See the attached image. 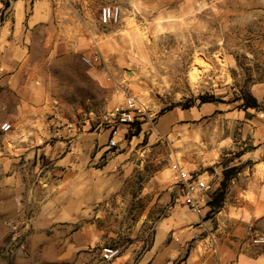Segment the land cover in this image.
<instances>
[{"label": "rangeland", "instance_id": "374dc122", "mask_svg": "<svg viewBox=\"0 0 264 264\" xmlns=\"http://www.w3.org/2000/svg\"><path fill=\"white\" fill-rule=\"evenodd\" d=\"M13 1L0 15L1 49L22 60L0 87V264H152L161 256L179 264L205 255L225 227L230 187L264 184L263 136L229 116L264 92V0H33L44 20L33 25L28 7L14 32ZM108 5L121 8L116 24L100 21ZM96 52L101 62L90 69L82 56ZM117 84L142 99L149 118L111 149L100 125L121 100ZM206 103L221 110L158 133L159 116ZM258 105L249 109L264 112V98ZM58 121L73 125L71 139ZM177 167L211 185L194 241L185 235L196 215ZM174 214L188 222L174 223ZM105 247L118 255L104 260Z\"/></svg>", "mask_w": 264, "mask_h": 264}, {"label": "crops", "instance_id": "0c3cea01", "mask_svg": "<svg viewBox=\"0 0 264 264\" xmlns=\"http://www.w3.org/2000/svg\"><path fill=\"white\" fill-rule=\"evenodd\" d=\"M5 1L6 0H0V15L3 12H7L5 10ZM32 1L33 0H14L12 2L15 6V12L13 11L11 15L12 18L15 15V22L12 20L11 27L13 32L17 29V24L21 21L20 19L22 16L26 14V9L28 7H33L30 16V21H33V25L44 20L40 19L41 13H36V3L32 5ZM6 28L7 20L4 24H0V39L4 37ZM1 46L4 45L0 41V87L12 81V71H16L19 63L22 61L21 58L17 60L12 59V57L6 58L7 52L3 51ZM259 90L260 94L255 95L258 102L264 98L263 89L259 88ZM214 109L216 110L218 108L207 103L203 104L201 108L196 111L192 110L186 112L173 109L159 116L157 123L158 133L164 136L169 135L174 128L181 130V126L179 125L181 121H195L203 117H208L212 114ZM229 116L232 117V119L240 120L243 125L253 128V131H258L264 138V112H255L246 108L245 110L232 111L229 113ZM251 179L252 180H247L244 185L236 184L230 187V192L226 194L220 210V213L223 215L222 221H224L225 227H220L222 233L216 237V241L212 239V245L207 248L206 254L198 255V260L194 258L193 254H190L185 261L179 264H264V244L251 243L248 233L249 228H251L250 226H254V230L258 234L264 235V184L255 182L253 178ZM241 191L250 193V197H244ZM191 213L196 215V219L190 220V222L196 223V228L193 231H189L185 236H187L189 241H194L202 232L203 229L201 228L206 227V225L204 222H200L199 225L197 222L201 220L200 215L193 212ZM187 222L186 219L180 218L178 214H174V223L182 225ZM163 230L164 228H161L159 231L157 242L159 240L161 241ZM210 235L213 236L215 233H211ZM176 246L177 244H173L171 250L176 249ZM163 261L164 257L161 256L152 264H162ZM168 261L169 260H166V264L177 263L176 260H171V262Z\"/></svg>", "mask_w": 264, "mask_h": 264}, {"label": "built area", "instance_id": "2783aa9c", "mask_svg": "<svg viewBox=\"0 0 264 264\" xmlns=\"http://www.w3.org/2000/svg\"><path fill=\"white\" fill-rule=\"evenodd\" d=\"M121 8L116 5L104 6L101 9L100 21L104 25L116 24L121 17ZM100 53H94L92 56H82L85 66L94 69L101 62ZM116 93L120 97V101L103 116L101 127L107 133V148L117 149L121 146L125 135L131 127L138 122L148 119V108L142 99L133 94L127 87L117 84ZM55 117H58L56 115ZM59 132L61 127L65 134V138L71 139V131L74 130L73 125L61 123L58 121ZM12 125L5 123L2 125L3 132L11 131ZM60 136V133L57 134ZM177 185L180 188L184 198L185 206L193 213H202L203 207L209 200L211 185L208 181H201V175L196 171H183L181 167L176 168ZM249 240L253 244H264V235L258 234L252 227L248 230ZM118 250L113 248L103 249L104 260L110 261L118 255Z\"/></svg>", "mask_w": 264, "mask_h": 264}, {"label": "trees", "instance_id": "16d2710c", "mask_svg": "<svg viewBox=\"0 0 264 264\" xmlns=\"http://www.w3.org/2000/svg\"><path fill=\"white\" fill-rule=\"evenodd\" d=\"M203 102L205 103L206 101H203ZM245 107L246 108H249V107L259 108L258 101L255 99L253 104H251V105H245Z\"/></svg>", "mask_w": 264, "mask_h": 264}]
</instances>
